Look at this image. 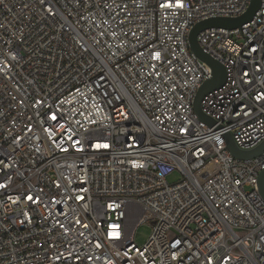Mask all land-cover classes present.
Here are the masks:
<instances>
[{"label": "built area", "instance_id": "2783aa9c", "mask_svg": "<svg viewBox=\"0 0 264 264\" xmlns=\"http://www.w3.org/2000/svg\"><path fill=\"white\" fill-rule=\"evenodd\" d=\"M261 2L0 0V264H264Z\"/></svg>", "mask_w": 264, "mask_h": 264}, {"label": "water", "instance_id": "95a60500", "mask_svg": "<svg viewBox=\"0 0 264 264\" xmlns=\"http://www.w3.org/2000/svg\"><path fill=\"white\" fill-rule=\"evenodd\" d=\"M261 4V0H251L249 8L244 14L237 17H217L206 19L199 22L190 32L189 41L192 51L212 69V77L205 81L199 89L194 105L195 111L199 118L209 126H214L216 121L203 113L201 108L202 100L209 92L214 91L224 85L226 82L227 73L225 66L220 61L202 49L198 40V35L201 31L209 28L236 29L242 27L244 24L253 20L256 13L261 8ZM225 137L229 150L236 158L242 160L252 159L264 152V141L254 149L244 150L237 145L232 134L228 133ZM258 188L262 198L264 199V171L260 173L258 179Z\"/></svg>", "mask_w": 264, "mask_h": 264}, {"label": "rangeland", "instance_id": "374dc122", "mask_svg": "<svg viewBox=\"0 0 264 264\" xmlns=\"http://www.w3.org/2000/svg\"><path fill=\"white\" fill-rule=\"evenodd\" d=\"M169 182H177L181 179V174L179 172H176L172 175L169 176ZM153 232V226L149 223H143L141 224L134 235V240L136 242V244L142 246L145 243L148 242L151 234Z\"/></svg>", "mask_w": 264, "mask_h": 264}]
</instances>
